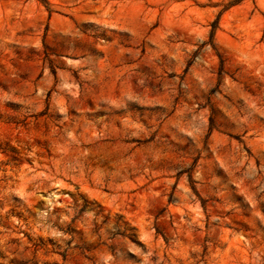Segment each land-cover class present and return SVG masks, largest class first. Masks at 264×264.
<instances>
[{
  "label": "rangeland",
  "instance_id": "obj_1",
  "mask_svg": "<svg viewBox=\"0 0 264 264\" xmlns=\"http://www.w3.org/2000/svg\"><path fill=\"white\" fill-rule=\"evenodd\" d=\"M47 1L0 0V264H264V0Z\"/></svg>",
  "mask_w": 264,
  "mask_h": 264
},
{
  "label": "trees",
  "instance_id": "obj_2",
  "mask_svg": "<svg viewBox=\"0 0 264 264\" xmlns=\"http://www.w3.org/2000/svg\"><path fill=\"white\" fill-rule=\"evenodd\" d=\"M38 1H39L40 3H42L43 5H45V6L47 7V9H49L50 4H49V2H48L47 0H38ZM240 2H241V0H236V1H234V2L229 3L228 5H226V10H227L228 8L234 6V5L239 4ZM49 11H50V10H49ZM219 20H220V15L217 16L216 20H215V21L212 23V25H211V27H212V29H211V33H210V38H211V39L214 38V36H215V32H216V30L218 29ZM53 74L55 75L56 73L53 71ZM129 231H130V232H133L134 230H133V229H130ZM127 237H128V236H127ZM128 238L132 240V239H134V236L132 235V236H129Z\"/></svg>",
  "mask_w": 264,
  "mask_h": 264
}]
</instances>
